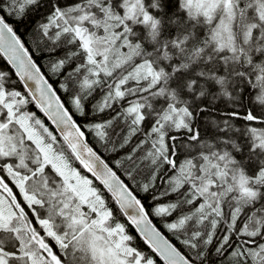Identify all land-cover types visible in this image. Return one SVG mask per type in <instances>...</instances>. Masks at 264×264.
I'll list each match as a JSON object with an SVG mask.
<instances>
[{"label":"snow or ice","instance_id":"1","mask_svg":"<svg viewBox=\"0 0 264 264\" xmlns=\"http://www.w3.org/2000/svg\"><path fill=\"white\" fill-rule=\"evenodd\" d=\"M36 13L67 46L50 70L71 107L10 22ZM0 56L59 132L0 70V264H264V0H0ZM140 133L127 180L87 142L119 153ZM174 214L188 253L149 218Z\"/></svg>","mask_w":264,"mask_h":264},{"label":"trees","instance_id":"2","mask_svg":"<svg viewBox=\"0 0 264 264\" xmlns=\"http://www.w3.org/2000/svg\"><path fill=\"white\" fill-rule=\"evenodd\" d=\"M67 2V0H62V3ZM41 14L40 13H36V14H31V18L25 20V22L23 24H18L15 19L12 21V24L14 26V28L16 29V31L20 32L21 36L25 39V43L28 47H31L32 49H35L34 51V55L38 56L40 58L41 62H38L36 59L35 62L38 63V65L41 67L43 74L45 75V78L49 81V83H51L54 88L57 90V94L62 98V102L66 104V106L71 107L70 104V96L68 93L64 92L63 89L60 88L61 86V82H63L65 80V76L66 75H56L54 74L51 70H50V66L51 63L56 61V58L60 57H64L66 50H67V46L65 45V42L62 40L60 42L59 45H49L45 42L44 40V36L42 35V38L40 37V30H39V25L43 22H41ZM43 17V16H42ZM43 19V18H42ZM45 19V17H44ZM56 48L55 51H53V48ZM34 58V57H33ZM52 60V61H50ZM2 62V60L0 59V63ZM48 62V63H47ZM45 63H47L48 65H45ZM4 71L8 72V82L7 85L8 87L11 89L14 86V90L17 91H21L22 94H24L27 99H29L30 103L28 104V107L33 111L34 110H38L34 103L32 102V100L30 99L29 96H27V92L23 89L21 83L19 82L18 78L16 77V75L13 73V71L10 69V67L8 65H6V68H4ZM98 95V94H97ZM217 107L220 110H225L226 108L230 109V106L228 104V101L225 100H221V101H217ZM252 107L251 103L248 100L247 95L245 96V102H244V108H250ZM241 109V111H243V109ZM40 114V113H39ZM78 120H80L78 117H76ZM46 122V125L49 127L50 131H53V133L55 135H57L55 133V131L53 130V128L51 126H49L48 122ZM236 125H241L243 127L244 122L237 120L235 121ZM200 130L201 133L204 135L206 140H211V137L216 135V133H214V131L211 128H208L205 124L204 121H201V126H200ZM58 136V135H57ZM96 139V137H95ZM241 141H243V138L241 137ZM92 146H94L95 150H97L100 155L105 159V161L114 168L112 161L109 159V157L107 156V151L105 150L104 147L101 146L100 143L96 141H88ZM181 159H183V156H181ZM124 163V161H123ZM128 169H132L133 167H135L133 162L130 163H126L124 165V167H126ZM148 169H145V171H147ZM95 183L98 184V182L95 181ZM145 195H143L142 197H140L141 199L144 198ZM110 198V196H109ZM169 200L172 198H168ZM150 198L146 201V203L151 206L153 203L150 202ZM168 200H165V203H167ZM112 204L115 206V202L112 201ZM149 211H151V207H149ZM175 215H173V217H159L157 216L156 218L154 216H151V220L152 222L155 224V226L157 228L160 227V225L165 226V220H168L169 222H171L172 219L175 218ZM120 219L121 222L123 223H127L123 217L122 214H120ZM164 224V225H163ZM128 225V223H127ZM130 228V227H129ZM129 232H131L130 229H128ZM162 230V229H160ZM164 232V231H163ZM137 238V237H136ZM138 244L137 246H139L141 249H146L147 252H150L149 249L146 247V245L143 243V241H141L140 239H138ZM174 245L178 246L177 244L173 243ZM158 259V258H157ZM162 264V262H161ZM207 264H228L227 259L223 258V257H209Z\"/></svg>","mask_w":264,"mask_h":264},{"label":"bare ground","instance_id":"3","mask_svg":"<svg viewBox=\"0 0 264 264\" xmlns=\"http://www.w3.org/2000/svg\"><path fill=\"white\" fill-rule=\"evenodd\" d=\"M42 18H43V19H42ZM40 19H41V22H42V21L44 22V16H43V17L41 16ZM13 20H14V18L11 19L10 22L12 23ZM17 34L21 37L22 42L25 44L26 48L30 51V54L32 55V57H34V60L36 59L38 62H41V61H40V58H39L38 56L34 55V51H35V49H32L31 47H28V46L26 45V43H25V41H24L25 39L21 36L20 32L17 31ZM40 37L42 38V33H41V31H40ZM44 40H45V42H46L47 44H49V45H53L52 42H51L47 37H45V36H44ZM59 58H60V57L56 58V60L59 59ZM0 59L2 60V62L0 63V70H4V68H6V65H9V64H8V62L5 60V58H4L3 56H0ZM36 60H35V61H36ZM50 61H52V60H50ZM47 63H48V62H47ZM47 63H45V65H48ZM51 64H52V63H51ZM64 75H67V73L64 72ZM17 78H18V77H17ZM18 80H19V79H18ZM19 82H20V81H19ZM20 83H21V82H20ZM63 83H65V80H64L63 82H61V84H63ZM6 86H8V85H6ZM60 88H61V87H60ZM95 98L98 99V98H99V94L96 95ZM223 100L228 101L227 98H224ZM26 110L31 111L34 115L37 116V118L42 119L41 114H39V112H38L37 110H34V109H33V111H32V110L28 107V105L26 106ZM243 110H244V109H243ZM78 118L80 119V117H78ZM200 126H201V121H200ZM237 126H239V125H237ZM239 127H242V126L240 125ZM125 131H126V130H125ZM216 135H217V133H216ZM218 135H223V134L221 133V134H218ZM141 139H144V134H143V133H140L137 137H134L132 143H131L127 148H125V149H121L119 153H114V152H111V151H107V150L105 149V150L107 151V156H108L109 159L112 161V164H113L114 168L116 167V161H117V160H120L121 163L123 164V167L119 169V175H121L125 180H127V177L124 175V173H125L126 170H130V169H128L127 166L124 167V165H125L126 163L128 164V163L132 162V161H130V160H128V159L126 158L127 153L130 152L131 148L134 147L135 144H136L139 140H141ZM88 141H96L95 136L89 135V136L87 137V142H88ZM209 141H210V140H209ZM61 143H62V141H61ZM88 143H89V142H88ZM89 145L92 146L90 143H89ZM65 147H66V146H65ZM94 150H95V148H94ZM95 151H97V150H95ZM97 153H98V155H100V153H99L98 151H97ZM139 155H143V150H141V152L139 153ZM100 156H101V155H100ZM101 158H102L103 160H105L102 156H101ZM123 161H124V163H123ZM147 172H148V170H147V171H144V173H142V175H147ZM137 179L139 180L140 177H137ZM128 183L132 185L133 189L136 191V193L138 194L139 197H142L143 195H145L144 193L140 192L138 188H136V186H135V182H133V181H131V180H128ZM162 190H163V189H160V191H162ZM108 195L110 196V194H108ZM150 202L153 203L152 200H150ZM162 202H165V200L162 201ZM188 207H189V206L184 205V208H185V209H187ZM154 217L156 218L157 216H154ZM124 218H125V217H124ZM149 218H150V220H151V216H150ZM125 221L127 222L126 219H125ZM151 221H152V220H151ZM125 224H126V226L128 227V229L131 230L130 234H132V235L135 237L134 243H135L136 245L139 243L138 240H137V238L140 239L141 241H143V240L141 239V237L139 236L138 232L136 231V229H135L132 225H130V224L127 225V223H125ZM163 225H164V224H163ZM129 227H130V228H129ZM160 229H162V230H160ZM158 230L161 232V234H162L167 240H169V242H171V243H175V244H177L180 248H182V249H183V252H185V253H188V252H189V249L184 248L183 245L180 243V241L177 240L176 235H175L173 232L169 231L165 226L160 225V227L158 228ZM163 231H164V232H163ZM136 237H137V238H136ZM143 243H144V242H143ZM145 245H146V244H145ZM146 247H147V245H146ZM147 248H148V247H147ZM142 250L145 251V252H147L146 249H145V250L142 249ZM149 251H150V249H149ZM210 257H219V256L216 255V253H215V251H214V249H213V250L211 251V255H210Z\"/></svg>","mask_w":264,"mask_h":264},{"label":"water","instance_id":"4","mask_svg":"<svg viewBox=\"0 0 264 264\" xmlns=\"http://www.w3.org/2000/svg\"><path fill=\"white\" fill-rule=\"evenodd\" d=\"M6 60V59H5ZM7 61V60H6ZM8 62V61H7ZM8 64H9V67L13 70V72L15 73V68H14V66L13 65H11L9 62H8ZM16 75V74H15ZM19 79V78H18ZM22 84V83H21ZM23 85V84H22ZM23 87H24V85H23ZM25 88V87H24ZM26 90V89H25ZM26 92H27V90H26ZM31 99L33 100V98L31 97ZM33 102L35 103V101L33 100ZM36 104V103H35ZM39 109V108H38ZM42 113V112H41ZM43 114V116L47 119V121L50 123V125L52 126V128L55 130V132L59 135V132L56 130V126L52 123V121L51 120H49L48 119V117L47 116H45L44 115V113H42ZM90 146V145H89ZM102 159V158H101ZM106 163V162H105ZM89 174V173H88ZM91 175V174H90ZM98 182V181H97ZM99 183V182H98ZM123 215V214H122ZM124 216V215H123ZM125 217V219L127 220V217L126 216H124ZM152 222V221H151ZM152 224H153V226L154 227H156L155 226V224L152 222ZM134 227V226H133ZM135 228V227H134ZM157 228V227H156ZM157 230H158V228H157ZM159 231V230H158ZM139 234V233H138ZM162 235V234H161ZM139 236H140V234H139ZM163 236V235H162ZM165 238V237H164ZM142 239V238H141ZM166 239V238H165Z\"/></svg>","mask_w":264,"mask_h":264}]
</instances>
